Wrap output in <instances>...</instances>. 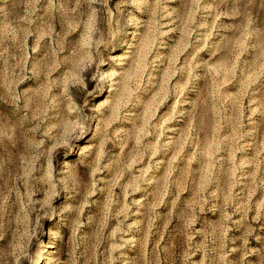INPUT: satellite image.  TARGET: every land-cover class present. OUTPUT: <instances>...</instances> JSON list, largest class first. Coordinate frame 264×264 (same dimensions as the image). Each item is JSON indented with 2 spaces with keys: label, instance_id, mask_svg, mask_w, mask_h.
Masks as SVG:
<instances>
[{
  "label": "rangeland",
  "instance_id": "374dc122",
  "mask_svg": "<svg viewBox=\"0 0 264 264\" xmlns=\"http://www.w3.org/2000/svg\"><path fill=\"white\" fill-rule=\"evenodd\" d=\"M0 264H264V0H0Z\"/></svg>",
  "mask_w": 264,
  "mask_h": 264
}]
</instances>
